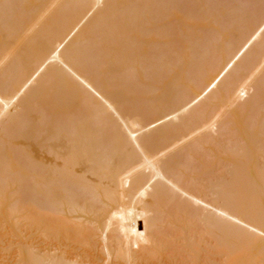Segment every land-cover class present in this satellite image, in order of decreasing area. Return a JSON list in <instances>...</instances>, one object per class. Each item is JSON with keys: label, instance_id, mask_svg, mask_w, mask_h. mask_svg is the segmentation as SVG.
Segmentation results:
<instances>
[{"label": "bare ground", "instance_id": "1", "mask_svg": "<svg viewBox=\"0 0 264 264\" xmlns=\"http://www.w3.org/2000/svg\"><path fill=\"white\" fill-rule=\"evenodd\" d=\"M218 1L0 0V264H264V0Z\"/></svg>", "mask_w": 264, "mask_h": 264}, {"label": "rangeland", "instance_id": "2", "mask_svg": "<svg viewBox=\"0 0 264 264\" xmlns=\"http://www.w3.org/2000/svg\"><path fill=\"white\" fill-rule=\"evenodd\" d=\"M202 1H203V0H202ZM202 1L199 0V3H196V5L199 6V7L197 8V6H196V9H195V10H192V11H194L195 15H197V13H198V14H202V13H203L202 11H201L202 13H199V10L202 8V7L200 6L201 3H202ZM207 1H208V0H206L205 3H206ZM219 1H221V0H219ZM219 1H218V2H219ZM200 2H201V3H200ZM213 2H214V5H217V2H215V0H212V3H211V0L208 1L209 4H208V3L205 4L204 1H203V3H204L203 5L205 6V9H206V8L208 7V5H209V7L207 8V10H209V14H210V15H213V13L216 12V11H214L215 8H216V6L214 7ZM211 5H213V6H211ZM204 6H203V7H204ZM200 7H201V8H200ZM210 7H211V8H210ZM217 7H218V6H217ZM199 8H200V9H199ZM209 8H210V9H209ZM193 9H194V8H193ZM197 9H198V10H197ZM202 9H203V8H202ZM202 9H201V10H202ZM205 9H203L204 13H206V11H207V10H205ZM211 9H212V10H211ZM210 10H211V11H210ZM196 11H197V12H196ZM212 11H214V12H212ZM210 12H211V13H210ZM204 13H203V14H204ZM203 14H202V15H203ZM207 14H208V13H206V15H207ZM209 14H208L207 16L204 14V15L207 17V19H208V16L210 17ZM204 15H203V16H204ZM200 16H201V15H199L198 18H199ZM203 16H201V17H203ZM206 17H205V18H206ZM211 17H212V16H211ZM198 18L195 20V23H196L197 20H200V22L202 21L201 19H203V21L206 20L204 17H203V18H200V19H198ZM209 19H210V18H209ZM203 21L201 22L202 24H201V23H197V24H195L194 26H195V27L197 26L198 28H200L199 26H201V25H203V24H206V23H204ZM198 22H199V21H198ZM199 24H200V25H199ZM198 25H199V26H198ZM198 28H195V29H198ZM193 29H194V28H193ZM194 31H195V30H194ZM196 31H197V30H196ZM198 31H199V29H198ZM202 148H203V147H202ZM202 150L206 151V149H204V148H203ZM202 150H201V151H202ZM201 151L199 150V152H201ZM207 152H208V151H207ZM207 152H206V154H211L210 151H209L210 153H209V152L207 153ZM201 153H203V151H202ZM204 154H205V153H203V155H204ZM204 156L206 157V155H204ZM210 157H211V156H210ZM206 158H207V157H206ZM212 159H213V157H212ZM208 160H209V157H208ZM210 161H212L211 158H210ZM188 167H190V166H188ZM188 167H187V168H188ZM219 167H220V166H219ZM219 167H217V168H219ZM223 167L226 168V166H223ZM219 169H220V168H219ZM219 169H214V170H213V173H211V176H212V174H213V175L216 174L217 176L220 175V174L223 175V172H224V170H226V169L223 168V169H224V170H223L222 167H221V169H222V173H221V170L219 171ZM215 170L219 171L220 174H218V173H216V172L214 173ZM220 176H221V175H220ZM221 178H222V177H221ZM187 220L189 221L190 219H187ZM187 220H186V221H187ZM186 221H184V224H185ZM186 224H187V222H186ZM188 224H190V222H189ZM191 224H192V221H191ZM198 227H199V226H198ZM201 227H202V226H201ZM201 227H199V228H201ZM196 228H197V227H196ZM199 228H198V229H199ZM202 229H203V227H202L200 230H202ZM206 229H208V228H206ZM209 229H210V231H211V228H209ZM212 230L215 231V229H212ZM208 231H209V230H208ZM214 234L216 235L217 233H214ZM215 237H216V238H217V237H220V238H221V236H219V235H218V236H215ZM212 238H214V237H212ZM216 238H215V239H216ZM220 238H219V239H220ZM229 238H230V239H233V237H232V238L229 237ZM210 240H211V239H210ZM220 240H221V239H220ZM233 240H235V239H233ZM224 246H225V245H224ZM231 247H232V245H231ZM223 249H224V247H223ZM252 251H253V250H252ZM223 252H224V251H223ZM223 252H219V254L222 253V257H223ZM249 252L251 253L250 255H252V253H253L254 251H253V252L249 251ZM249 252H248V253H249ZM219 254L217 253V254H215V255H217V257H218ZM224 254H225V253H224ZM220 255H221V254H220ZM220 255H219V257H220V259H221V256H220ZM227 255H228L227 253H226V256L224 255V258H225L224 261H225V263H226L227 260L230 259V256L227 257ZM253 255H255V253H253ZM219 257H218L217 259H219ZM231 259H232V258H231ZM232 260H233V259H232ZM220 261H221V260H220ZM224 261H222V262H224ZM227 262H228V261H227ZM226 264H227V263H226Z\"/></svg>", "mask_w": 264, "mask_h": 264}]
</instances>
